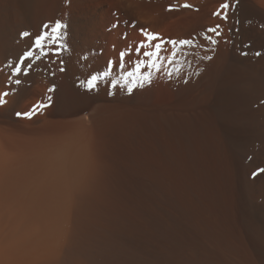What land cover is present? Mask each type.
<instances>
[{
	"label": "bare ground",
	"instance_id": "bare-ground-1",
	"mask_svg": "<svg viewBox=\"0 0 264 264\" xmlns=\"http://www.w3.org/2000/svg\"><path fill=\"white\" fill-rule=\"evenodd\" d=\"M0 99V264H264V0H0Z\"/></svg>",
	"mask_w": 264,
	"mask_h": 264
},
{
	"label": "snow or ice",
	"instance_id": "snow-or-ice-1",
	"mask_svg": "<svg viewBox=\"0 0 264 264\" xmlns=\"http://www.w3.org/2000/svg\"><path fill=\"white\" fill-rule=\"evenodd\" d=\"M181 6L184 7V8L191 7V5H189L187 3H185V4L181 5ZM222 7L223 8H227L228 7V4L226 3V4L222 5ZM45 27H47V26H45ZM216 27L218 28L219 25H217ZM60 28H61V24H60L59 21H57L55 23L54 28H53V32L55 33ZM207 31L208 32H215L216 29L215 28H209ZM144 34L147 36L149 42L150 41H153V40H156L157 37H158V34H156V33H148V32H145ZM29 35L30 34L27 33V32L22 33V36H25V37H27ZM45 39H46V37L44 35L38 36V37H36L35 44L38 47H41L42 48L43 47L42 41H44ZM209 39H210V37H209ZM211 42L212 43H215L216 41L215 40H212ZM168 43L172 44L173 45V48H175L177 45H180V46L191 45L192 44V41L191 40H187V39H181V40H178V41L177 40H170V41H168ZM143 46L144 45L142 44L141 47H143ZM155 49H156L155 52H144V55L145 56H149V57L156 56L158 58L160 44H156L155 45ZM31 55H32L31 52L25 53L24 54V57H22L21 59L23 60L25 58L30 57ZM121 56H123V53H121ZM208 59H211V57H208ZM148 66H150V67H156L155 64H151V63ZM29 67H31V65H29ZM61 70H63V69H61ZM16 71L19 72L20 70L19 69H16ZM137 72H139V65L137 66ZM104 75L107 76L108 73L106 72V73H104ZM133 75H134V73H131V72L127 73V77H132ZM16 82L17 83H20L19 80H17ZM98 82H99L98 81V77L95 76V75H93L87 81L82 82V83L88 88L89 91H91V90H94L95 89V87L97 86ZM145 82H149V83L151 82V76H150V74L147 75V76H145L144 77V80L141 81L138 85L136 84L135 81H132L131 82V86L128 87L129 93H131L133 91V88L136 87V86L143 87V85H144ZM113 86L115 87V84H113ZM49 91H52V89H49ZM2 95L3 96H7V93H3ZM51 99L52 98L49 96L48 97L49 103L51 102ZM4 102L5 101L3 99H0V103H4ZM33 110H35V106H34V109ZM20 115H24V116H29L30 117L31 116V112H28V113H17V116H20Z\"/></svg>",
	"mask_w": 264,
	"mask_h": 264
}]
</instances>
